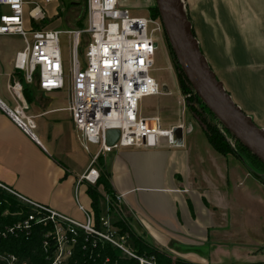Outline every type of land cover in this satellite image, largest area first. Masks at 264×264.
Masks as SVG:
<instances>
[{"label":"crops","instance_id":"0c3cea01","mask_svg":"<svg viewBox=\"0 0 264 264\" xmlns=\"http://www.w3.org/2000/svg\"><path fill=\"white\" fill-rule=\"evenodd\" d=\"M184 1L192 4L195 24L224 25V32L221 27L213 36V41H221L217 42V49L219 45L221 50L226 47L230 50L226 54L234 59L258 53L257 62L262 64L250 66L247 73L261 78L263 84L264 0H214L217 8L215 12L208 10V19L201 12L205 13L202 8L209 0L195 4L193 0ZM237 23L246 28H237ZM11 38L15 37H1L0 44L6 47L7 39ZM17 51L0 50V104L9 109L14 102L8 86L17 80L23 84L21 73L12 66ZM246 87L247 92L252 91L248 83ZM25 90L28 113L36 123L35 139L28 138L0 110V182L18 196L73 223L85 224L86 212L94 222L86 193L88 185L80 182L92 154L83 149L73 130L66 110L67 93L61 90L44 94L33 85H24ZM253 91L257 93L256 87ZM261 94L259 108L263 109L264 91ZM61 103H66V107H61ZM188 141L184 140L178 148L121 149L101 157L98 164L104 168L112 193L121 199V214L134 223L136 232L154 238L159 245L157 249L190 264H222L219 261L222 249L240 245L236 240L233 244L228 227L264 225V190L258 181L243 173L241 165L213 161L209 166L212 163L201 158L195 164L191 156L194 147ZM82 151L89 162L82 159ZM98 192L103 194L101 186ZM99 207L102 211L99 218L115 229L116 218L109 207L104 203ZM239 208H244L245 216ZM234 252L232 249L224 252L225 264L234 263L237 258Z\"/></svg>","mask_w":264,"mask_h":264},{"label":"built area","instance_id":"2783aa9c","mask_svg":"<svg viewBox=\"0 0 264 264\" xmlns=\"http://www.w3.org/2000/svg\"><path fill=\"white\" fill-rule=\"evenodd\" d=\"M54 1L41 0L40 5L36 0H0V38L16 36L22 39L23 48L17 51L12 66L15 72L21 73L25 86H36L44 94L61 90L67 93L66 110L74 132L80 137L87 153H90L89 147L96 148V152L91 155L90 166L81 175L80 181L91 186L98 183V161L106 154L121 149L182 146L184 136L188 133L183 123L162 128L160 119H145L140 111V103L147 97L170 94L164 83L159 84L150 76L157 51L153 34L154 31H162L160 19L154 20L150 15H132L126 7H122L120 0H83L85 24L82 28L68 31L40 29L46 19L45 8ZM152 25L155 29L150 30ZM61 34L68 36L69 40L71 51L68 67L60 50ZM82 38L87 43L80 62ZM23 84L17 80L8 86L14 106L9 109L0 104V110L28 138L35 139L33 132L36 123L34 116L28 113ZM177 128L181 130L182 143L176 146L173 131ZM110 130L117 131L119 135L112 146L107 145L105 135ZM1 193L16 197L35 211V215L8 228L7 233L17 235L30 231L36 224H52L53 234L47 233L45 238L52 236L60 246L55 249L52 264H62V257L71 255L75 243L73 228H80L87 235H95L122 250L113 236L93 229L94 222L87 212L85 224H76L51 209L18 196L0 182ZM56 221L64 230V235L59 236L55 232ZM101 222L107 229L109 222ZM61 245H67L68 249L64 250ZM46 246L45 242L44 248ZM139 261L144 263L141 259ZM7 264H15V259L11 257Z\"/></svg>","mask_w":264,"mask_h":264},{"label":"rangeland","instance_id":"374dc122","mask_svg":"<svg viewBox=\"0 0 264 264\" xmlns=\"http://www.w3.org/2000/svg\"><path fill=\"white\" fill-rule=\"evenodd\" d=\"M80 1L81 0H55L50 5L46 6V19H44L40 29L44 30L47 28H56L58 30L59 28L61 31H68L73 30V28H77L78 25L84 26L85 17L82 4H79V9L72 8L74 7L72 6L73 3H77ZM195 1L199 2V0H193V4H195ZM36 2L42 5L41 0H36ZM184 2L185 1L183 0V3ZM209 2L210 3H206L205 7L202 8L203 10H205V13L201 12V14H205V17H207V19L209 18V16L206 15L208 10L211 12H215L217 8L216 2H214V0H209ZM120 4L122 5V7H126L132 13V15L139 17H145L149 15L152 16L153 10L154 8H156L154 0H120ZM191 5L188 3H184V12L186 17L189 19V22L191 23V28L196 41L198 42L201 54L208 61L207 63L209 68L216 75L217 80L222 82L223 88H225L227 94L230 95L232 101L241 108L242 112L246 116H251L254 124L258 126V128H261L263 130L264 108H259V106H261L259 104L262 102L261 96L263 94L261 93L262 91H264V82L262 84L261 78H255L253 77V75H251V73H247V71L250 69V66L262 64L257 62L259 59L258 53L239 55L234 59L233 56L230 57L229 54H226V52L230 51L229 49H226V47L223 46L221 50L220 45L218 44L219 49H217V42L221 41H213V36L217 35V30L221 29V27L223 30L224 25L211 26L205 23L199 25L195 24L196 20L193 17V8ZM78 14L79 17H77ZM37 25L40 24L38 23ZM28 26L29 23H27V27ZM237 28L242 29L246 28V26L237 23ZM151 29H155V26H150V30ZM161 30V32L154 31L153 34V37L157 44V51L154 56L155 64L153 70L150 72V76H152L159 84L164 83L170 91V94L157 97H148L147 99L142 100L140 103L141 116L144 118H148V116H151L152 118H159L162 128H166V126L172 123H176V125L174 126H177L179 123H183L188 132V137H186L185 135L184 140H189L187 144L191 143V146L194 147V150L192 151L194 153H192L191 156L192 161H194L195 164L199 163L200 161L198 160L199 158H201V161H207L209 163H212L213 161H227L229 165L234 164L239 165V167L241 165L243 166V173L246 176L250 177V179L252 178L258 181L261 185V188L264 190V165L258 159H256L248 151V153L244 152L241 149L240 145H238L239 142L230 134H228V132L224 131L225 129L223 127L214 122V128L219 132V135L223 138V141L226 142V144L229 146V150H231L227 154H219L212 148V146L208 144L207 138L202 132L204 130L202 126H200L198 122L196 123V121L191 118L192 113H190V111H187L186 107L188 99L191 98L192 94H182L180 90L179 75L178 71L176 70L177 62L175 61L170 47L168 46L163 29ZM7 40L8 42L6 43L8 44L6 45V47H4L5 45H3L2 43L0 44V50L7 49L16 51L23 48L24 44L21 38L15 36V38ZM86 43V39L82 38L79 47L80 62H82V55ZM60 50H62L64 63L66 64V67H68L71 50L68 36H65L64 34L60 35ZM247 83L248 87L252 89L251 92H247L246 90ZM253 86L256 87L257 93H254ZM192 93L195 95L194 91ZM191 100L192 99H190L189 102ZM60 106L65 108L66 103H61ZM64 116H67V114H64ZM207 118L209 120L211 119V117ZM89 150L91 151V154H94L96 152V148L93 146H91ZM82 157V159L89 162L88 156L83 151ZM213 163L208 165L212 166ZM212 171L214 172L215 170L212 169ZM80 182L85 183L83 181ZM101 196L103 197V201H98L99 206L101 203H104L107 207H109L110 213L116 218L115 229H113L109 224L107 229H104V234L107 236H113L112 238L116 242H118L120 246H122L121 251L126 256H128V258L135 257L134 259H138L137 262L139 264H156L154 263V261L158 258H163L162 255H165L166 259L168 258L166 257L168 254L162 252L160 249H157L159 245L154 241V238H151L150 235H147L146 233L136 232L135 229H133L134 223H132L131 221H127L124 215L121 214L122 207H120V197L115 196V200L112 201V204H110V197L108 194L103 192ZM240 209L244 210V208H239V210ZM253 210L255 211V207H253ZM99 211L100 214L96 218H99L102 215V211L100 208ZM244 212L245 210L242 212L243 216H245ZM2 216H5V213ZM59 221L60 220L58 219V222ZM101 221L105 220L99 218V222ZM55 224V232L57 231V235H64V230L60 227L57 221L55 222ZM50 226L52 230L49 233L53 234L52 232L54 230V227L52 226V224ZM228 230L229 232H231V236H233V244H235L236 242L237 244H240L232 248H227L235 251L234 254L237 258L234 259L235 261L233 264H264V225H257L256 223L254 225H250L248 223L247 226L228 227ZM114 233H121V235L114 236ZM135 239L138 242L135 243ZM48 240L50 242H48L46 247H48L49 250H54L55 252V249L57 250V248L60 247L57 240L52 236L49 237ZM148 245H151L152 247ZM61 246L64 250L68 249L67 245ZM138 249L141 250L142 253L146 255V257H150V259H146L144 257L137 258L136 256H134V254L137 253L136 250ZM227 249L224 248L222 249L224 251L222 253H219V261L222 264L227 263L226 260L224 261L225 256L223 255ZM128 253L132 256H129ZM66 259V256H63L61 259L62 263H64ZM140 259L144 263H140ZM175 261L179 262L180 260L172 257L171 263H176Z\"/></svg>","mask_w":264,"mask_h":264},{"label":"trees","instance_id":"16d2710c","mask_svg":"<svg viewBox=\"0 0 264 264\" xmlns=\"http://www.w3.org/2000/svg\"><path fill=\"white\" fill-rule=\"evenodd\" d=\"M79 4H82L83 6V0L78 3H73L72 6L79 9ZM150 17L155 20L159 19L156 8H154L153 14L152 16L150 15ZM82 27L83 26L78 25V28ZM176 70L178 71L179 87L182 94H192L191 98L188 99L186 107V110L192 113L191 118L202 126L204 129L202 132L207 138L208 144L212 146L216 152L219 154L229 153L231 151L229 150V146L223 141L219 132L214 128L213 123L216 122V124L219 125L218 121L212 116L207 108L204 107L197 96L192 93L193 90L189 87L178 65H176ZM23 95H25L27 100L28 96L26 95V90L23 91ZM190 99L192 100L189 102ZM206 116L211 117V119L209 120ZM240 147L244 152H247V150H245L241 145ZM103 169V166L100 165V177L98 183L92 186L88 185L86 189V193L91 200V208L94 211L93 229L102 234H104L105 228L103 223L99 222V218H96L100 214L98 201H103L101 193L98 192V186H101L102 191L109 195L110 204H112V201L115 200V195L112 193L111 186L109 185L105 172L103 173ZM4 213L5 216H2ZM30 215H35V211L32 210L28 204H25L8 193L0 194V264H7L11 257L15 259V264H52L55 252L54 250L52 251V249L49 250L48 247L44 248V243L46 242L48 244V242H50L47 238H45V235L51 232V226L36 224L32 226L30 231L24 233L22 232L17 235L6 232L8 228L13 227L14 224L23 221ZM5 233H7V235L3 239L1 235ZM73 234L74 235L70 234L74 236L73 239L75 242L71 248L72 253L62 264H139L137 262L138 259H134L135 257L128 258V256H126L119 248L110 242L108 243L95 235H87L80 228H73ZM115 235H121V233H116L114 236ZM136 242L138 241L135 239V243ZM148 246L152 247L151 245ZM136 252L137 253H135L134 256L137 258L144 257L146 259H150V257H146L141 250L138 249ZM162 257L163 258L155 260L154 263L190 264L183 260L171 263L172 257L169 254L166 256L168 257L167 259L165 258V255H162Z\"/></svg>","mask_w":264,"mask_h":264},{"label":"water","instance_id":"95a60500","mask_svg":"<svg viewBox=\"0 0 264 264\" xmlns=\"http://www.w3.org/2000/svg\"><path fill=\"white\" fill-rule=\"evenodd\" d=\"M154 2L168 46L189 87L219 125L264 165V129L258 128L251 117L232 102L222 83L209 68L191 31L183 0ZM173 133L175 145H181V130L174 129ZM105 135L109 146L114 145L119 138L118 132L113 130L107 131Z\"/></svg>","mask_w":264,"mask_h":264},{"label":"bare ground","instance_id":"6f19581e","mask_svg":"<svg viewBox=\"0 0 264 264\" xmlns=\"http://www.w3.org/2000/svg\"><path fill=\"white\" fill-rule=\"evenodd\" d=\"M200 49V48H199ZM221 82V81H220ZM225 89V88H224ZM230 96V95H229ZM231 98V97H230ZM231 100H232V98H231ZM233 102V101H232Z\"/></svg>","mask_w":264,"mask_h":264}]
</instances>
